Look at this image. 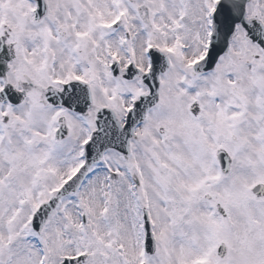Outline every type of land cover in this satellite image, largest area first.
Listing matches in <instances>:
<instances>
[{"label":"snow or ice","instance_id":"6c2138e0","mask_svg":"<svg viewBox=\"0 0 264 264\" xmlns=\"http://www.w3.org/2000/svg\"><path fill=\"white\" fill-rule=\"evenodd\" d=\"M0 264H264V0H0Z\"/></svg>","mask_w":264,"mask_h":264}]
</instances>
